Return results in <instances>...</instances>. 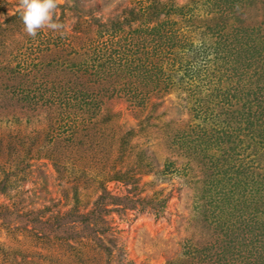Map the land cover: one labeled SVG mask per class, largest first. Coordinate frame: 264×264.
Returning <instances> with one entry per match:
<instances>
[{"label": "rangeland", "instance_id": "obj_1", "mask_svg": "<svg viewBox=\"0 0 264 264\" xmlns=\"http://www.w3.org/2000/svg\"><path fill=\"white\" fill-rule=\"evenodd\" d=\"M19 3L0 264H264V0H57L35 36Z\"/></svg>", "mask_w": 264, "mask_h": 264}, {"label": "clouds", "instance_id": "obj_2", "mask_svg": "<svg viewBox=\"0 0 264 264\" xmlns=\"http://www.w3.org/2000/svg\"><path fill=\"white\" fill-rule=\"evenodd\" d=\"M18 7L25 30L31 36H35L37 30L45 26L53 30L62 27L53 19L57 0H20Z\"/></svg>", "mask_w": 264, "mask_h": 264}, {"label": "trees", "instance_id": "obj_3", "mask_svg": "<svg viewBox=\"0 0 264 264\" xmlns=\"http://www.w3.org/2000/svg\"><path fill=\"white\" fill-rule=\"evenodd\" d=\"M164 31H165V30H164ZM165 35H166V34H164V38H165ZM227 44H228V43H226L225 40H224L223 43H222V48H220L221 45H220V46L218 45V49L221 50V51H222V50H225V47H229Z\"/></svg>", "mask_w": 264, "mask_h": 264}]
</instances>
